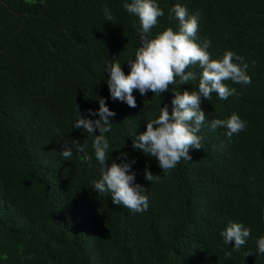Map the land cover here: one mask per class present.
<instances>
[{
  "label": "trees",
  "instance_id": "1",
  "mask_svg": "<svg viewBox=\"0 0 264 264\" xmlns=\"http://www.w3.org/2000/svg\"><path fill=\"white\" fill-rule=\"evenodd\" d=\"M124 2L0 0V264H264L257 248L264 237V0H157L164 16L152 38L179 30L178 20H168L176 4L189 15L198 11V37L210 41L211 58L232 51L251 77L250 84L224 81L236 90L227 100L202 98V149H190L192 161L182 159L167 174L133 147V137L160 107L171 111L172 90L198 91L202 69L191 66L195 80L160 95L134 91L135 108L113 101L107 66L118 60L129 74L126 62L139 46L138 17ZM100 98L116 112L105 134L107 163H121L122 153L136 161L131 171L149 198L143 213L93 190L100 133L73 125L80 114L99 119L89 109L97 111ZM233 113L246 122L244 131L229 139L226 128L211 129L213 119ZM73 140L86 143L90 162L75 150L71 160L60 155ZM145 169L159 179L147 181ZM233 222L251 230L239 251L221 236Z\"/></svg>",
  "mask_w": 264,
  "mask_h": 264
},
{
  "label": "clouds",
  "instance_id": "2",
  "mask_svg": "<svg viewBox=\"0 0 264 264\" xmlns=\"http://www.w3.org/2000/svg\"><path fill=\"white\" fill-rule=\"evenodd\" d=\"M123 8L139 20V46L135 52V59L126 62L130 67V73L125 74L121 63L117 60L107 66L109 92L113 101L126 103L129 107H137L134 91L145 96L149 91L160 95L169 90L170 85L176 86L189 84L195 80V74L188 69L193 65H199L202 69L198 91L183 92L172 90L174 98L172 109L168 105L160 107L158 117L147 121L146 131L133 137V147L142 150L158 160V166L167 174L174 169L183 159L192 161L190 149H202V137L198 135L203 126L206 114L202 110V98L210 101L212 94L216 93L221 100H227L234 95L235 88H229L224 81L233 83L250 84L251 77L247 74L248 65L242 56L232 51L223 55L222 59H212L208 48L209 40L200 41L199 12L189 15L188 9L176 4L169 10L168 20L179 21V30L171 27L162 31L155 38L151 37V30L158 23V18L164 16V10L157 0H125ZM105 20L113 21L114 17L107 6L104 8ZM136 27V24H133ZM235 61V62H234ZM238 62V63H237ZM99 109L89 113L99 116V119L82 117L74 123L77 129L96 134L93 140V148L96 160L99 162L100 178L93 181V190L98 194H111L112 204L123 205L136 213H143L148 209V196L144 193L146 188L136 183V173L131 171L135 160L127 161V153H122L118 160L111 166L108 165L109 141L105 134L112 131L110 117L116 116V112L110 110L104 98L99 99ZM211 129L226 128V136L231 139L246 129V122L238 114L233 113L227 119H213ZM86 143L81 144L73 140L71 146L64 144V150L60 155L64 160H71L74 150L77 154L85 153ZM85 161H91V156L86 153L81 157ZM91 166V165H90ZM145 179L151 183L159 179V175H153L145 169ZM251 235V230L242 223H230L221 232L224 243H234V250L239 251L245 245ZM259 253H264V237L257 240ZM252 254L251 252L248 253ZM231 252L225 256L230 257Z\"/></svg>",
  "mask_w": 264,
  "mask_h": 264
}]
</instances>
